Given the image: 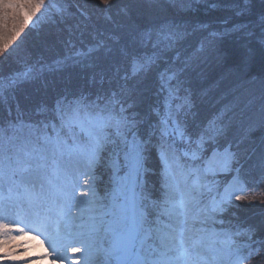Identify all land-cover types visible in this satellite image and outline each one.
<instances>
[{
    "label": "snow or ice",
    "instance_id": "obj_1",
    "mask_svg": "<svg viewBox=\"0 0 264 264\" xmlns=\"http://www.w3.org/2000/svg\"><path fill=\"white\" fill-rule=\"evenodd\" d=\"M192 4L169 0L177 13L190 11ZM76 7L86 18L98 13L110 20L115 0H96L91 9L84 0ZM53 9V23L70 14L66 3L0 0V57L16 53ZM116 11L127 15V6ZM246 11L238 7L236 15ZM226 31L244 40L243 65L257 52L264 62V11L252 25L233 24ZM189 35L181 24L166 22L101 33L81 48L69 41L57 67L85 64L102 54L108 68L100 74L101 87L61 94L27 113L18 103L13 112L16 90L52 67L25 62L23 71L0 77V264H247L264 259L258 229L224 218L229 208L254 203L246 193L264 184V137L258 155L255 149H240L248 133L264 128V75L258 112L247 117L239 139L230 136V105L197 120L186 72L204 42L191 56L176 51ZM217 35L205 40L212 45ZM171 51L174 58L165 55ZM153 73L156 99L142 110V93L134 99L137 90L126 85ZM254 170L258 175H251ZM30 241L42 249L38 255H31L35 246H25Z\"/></svg>",
    "mask_w": 264,
    "mask_h": 264
},
{
    "label": "trees",
    "instance_id": "obj_2",
    "mask_svg": "<svg viewBox=\"0 0 264 264\" xmlns=\"http://www.w3.org/2000/svg\"><path fill=\"white\" fill-rule=\"evenodd\" d=\"M66 2L70 14L65 20L53 23L51 18L54 15H52L24 38L21 48L16 53L6 59L0 57V77L23 71L25 62L29 64L39 62L52 67V70L46 69L38 80H28L19 85L15 99L11 101L14 113L17 103L27 113L34 111L42 103L50 105L61 94L94 92L101 87L100 74L107 72L108 68V63L102 54L100 58L85 64L69 62L57 67L56 61L69 51V41L77 48H81L89 46L94 42L93 37L101 33L120 34L130 28L147 29L166 22H176L191 33L176 50L181 57L191 56L200 48L202 41L205 45L202 51L197 52L198 59L186 72V79L193 93L195 103L193 111L196 113V119L210 118L224 105H230L232 107V111L228 113L232 122L230 136L239 139L244 135L243 129L247 124V117L257 113L259 109V77L264 75V62L257 52L252 62L247 66L243 65L241 57L247 52L242 46L244 40L240 38L239 33H230L226 30L233 24L252 25L261 11H264V0H247V2L193 0L190 11L179 13L169 7V0H154L153 7L149 6V0H115L110 20L98 13L87 18L80 15L75 7L84 0H66ZM94 3L96 0H88V8L91 9ZM122 6H127V15L117 13L116 8ZM238 7H246L248 11L243 15H236ZM199 25H206V28H199ZM210 33H219L212 38L214 39L212 45L205 40ZM165 55L174 58L176 52H167ZM163 66L162 63L161 67ZM109 86L107 82L103 84L104 88ZM126 86L137 90L134 99L140 98L142 93V110H146L148 105L155 102L154 73L142 82L128 81ZM253 96L256 99L249 104ZM248 136L249 138L240 145L241 152L245 150L251 152L255 149L258 155L261 149V137H264V128H257L248 133ZM255 158L254 156L253 159ZM251 163L249 161V164ZM245 167L247 168L248 165ZM251 175H258V171L254 170ZM248 187L253 188L251 179ZM246 195L249 199H254V203L241 202L239 207L229 208L224 218L234 223L256 227L257 234L264 236V204L260 203L264 200V184L260 185L258 190L247 192ZM247 264H264V259L249 260Z\"/></svg>",
    "mask_w": 264,
    "mask_h": 264
},
{
    "label": "rangeland",
    "instance_id": "obj_3",
    "mask_svg": "<svg viewBox=\"0 0 264 264\" xmlns=\"http://www.w3.org/2000/svg\"><path fill=\"white\" fill-rule=\"evenodd\" d=\"M46 4H51V3H56V2H60V3H66V0H45ZM78 3V2H77ZM54 15V9L51 11H48L44 14L43 17H41L40 22L38 23L37 27L38 28L41 24H44L49 18H51V16ZM66 18V17H65ZM65 20V19H64ZM201 46V45H200ZM205 46V45H204ZM29 245H33L35 246L31 252L32 256L38 255L42 249L39 248V245L36 241H30L28 242V244H26L25 246H29ZM3 264H14V262L11 261H4ZM15 264H23V260L17 261L15 262Z\"/></svg>",
    "mask_w": 264,
    "mask_h": 264
}]
</instances>
